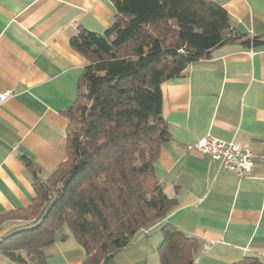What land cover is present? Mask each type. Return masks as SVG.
Listing matches in <instances>:
<instances>
[{
  "label": "crops",
  "instance_id": "0c3cea01",
  "mask_svg": "<svg viewBox=\"0 0 264 264\" xmlns=\"http://www.w3.org/2000/svg\"><path fill=\"white\" fill-rule=\"evenodd\" d=\"M232 30L264 34V0H213ZM116 20L113 0H0V214L27 208L35 197L22 156L51 172L65 160L70 119L88 60L71 44L82 26L104 33ZM163 116L172 139L155 170L178 205L115 256L116 264H159L160 227L169 222L198 241L194 264L264 261V47L225 45L162 85ZM212 135L236 140L256 157L254 176L239 177L188 144ZM47 247V264H83L75 240ZM211 249L201 253L204 244ZM0 264H14L0 253Z\"/></svg>",
  "mask_w": 264,
  "mask_h": 264
},
{
  "label": "trees",
  "instance_id": "16d2710c",
  "mask_svg": "<svg viewBox=\"0 0 264 264\" xmlns=\"http://www.w3.org/2000/svg\"><path fill=\"white\" fill-rule=\"evenodd\" d=\"M116 20L104 32L80 27L71 44L88 60L70 119L65 160L46 172L24 154L35 197L0 214V253L17 264H47V247L69 235L83 264H116L115 256L178 205L155 170L172 139L163 116L164 82L215 48L264 47L263 35L234 31L213 0H113ZM23 221L12 226L9 221ZM159 264H194L196 238L169 222L160 227ZM230 264H264L246 256Z\"/></svg>",
  "mask_w": 264,
  "mask_h": 264
},
{
  "label": "built area",
  "instance_id": "2783aa9c",
  "mask_svg": "<svg viewBox=\"0 0 264 264\" xmlns=\"http://www.w3.org/2000/svg\"><path fill=\"white\" fill-rule=\"evenodd\" d=\"M14 96L12 90L0 92V106ZM189 150H196L205 157L219 164V169L235 173L239 177L254 176L257 157L246 147L242 146L236 138L221 139L212 135L199 138L195 143L187 145ZM258 159L264 162V152ZM212 243L204 244L201 253L208 252Z\"/></svg>",
  "mask_w": 264,
  "mask_h": 264
},
{
  "label": "rangeland",
  "instance_id": "374dc122",
  "mask_svg": "<svg viewBox=\"0 0 264 264\" xmlns=\"http://www.w3.org/2000/svg\"><path fill=\"white\" fill-rule=\"evenodd\" d=\"M7 224H12V226H16V225H20V224H24L23 221H17V220H13V221H9ZM61 233H67L69 236L67 238H70L69 240H75L73 237V234L69 228L68 225H65L58 233V236H60ZM76 242V241H75ZM14 263V262H13ZM17 264V263H14Z\"/></svg>",
  "mask_w": 264,
  "mask_h": 264
}]
</instances>
